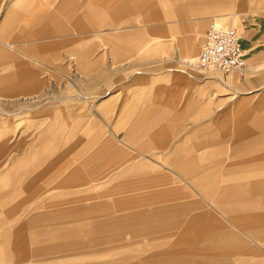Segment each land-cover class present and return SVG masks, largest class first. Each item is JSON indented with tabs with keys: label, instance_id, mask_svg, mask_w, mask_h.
<instances>
[{
	"label": "crops",
	"instance_id": "crops-1",
	"mask_svg": "<svg viewBox=\"0 0 264 264\" xmlns=\"http://www.w3.org/2000/svg\"><path fill=\"white\" fill-rule=\"evenodd\" d=\"M74 1L62 5V10L70 13V24L58 26L54 19L49 20L44 30L39 31L37 35L51 36L61 29L62 32L55 34V37L63 36L64 43L61 44L64 46L72 42L73 37L85 36L94 39L105 37L109 38L111 48L104 47V51L118 54L172 52L188 71L186 72V68L185 71L167 68V71L179 72L169 76L145 74L121 82L125 102L115 107L119 112L112 114L113 123L109 117L111 113H108L107 120L103 118L106 121L101 120L104 133L102 136L92 138L81 154H78L80 157L76 160V167L72 169L71 162H68V165H71L65 170V182L63 147L59 149L57 146V141L59 146L62 142L60 135H57L58 132L62 133L59 122L50 121L42 125L43 120H40L41 123L33 129V136H24L20 130L12 129L0 133V262L24 260L25 253L30 255L31 250L36 255L41 252L45 255L57 252L61 255H71L74 251L79 254L94 250L95 246L104 245L110 238L119 241L124 235L129 234L135 239L140 235L147 240L150 239L143 245H137L138 242L135 240L129 248L117 246L112 249L116 254L126 251H139L144 254L141 262L133 264H264V258L258 256L259 251L248 249L247 246L245 248V237L238 231L241 224L253 230L256 239L264 242L262 198L264 178L255 176L258 175L256 166L260 165L255 162V158L264 155L260 153L262 149L253 150L251 155H256L254 160H242L244 157L240 154L232 156L231 161L219 162L202 160L208 156L205 151L202 154L200 150L199 153L190 154L191 142H196L197 148L200 149L202 142L223 140L229 144L221 148L229 150L220 152L224 157H229L231 150L260 142L262 136L258 133L260 128L264 129V124L261 125L259 122L264 119V113L249 115L246 108L251 103L254 107L262 104L264 108V93L253 102L256 97L254 94L249 95L251 90L238 91L239 89L235 88L236 94L238 92L243 95L234 96L233 93L215 108V111H220L216 119L223 127L219 130L220 133L214 129L208 135L207 133L201 135L205 128L199 124L192 134L191 120L184 121V118H201L207 115L203 114L204 111L207 112V104L202 93L192 100L189 94L190 77L196 78L200 73L197 72L200 66L196 64L195 58L198 47L192 45L206 28L207 17L211 16L219 26L225 23L232 26L236 23L242 35L251 43L256 25L253 24L250 30H246L238 17L251 14L256 18V13L264 11L261 7L264 6V0H77L75 3ZM197 5L202 11L196 8ZM223 8L228 9V12L219 16L214 15L216 12L221 13ZM212 11L215 12L206 15V12ZM74 29L76 31L72 32ZM0 44L21 52L15 48V42L0 40ZM49 44L51 43L44 44L42 48L46 49L51 46ZM72 44L80 45L79 42ZM254 46L250 44L243 49L247 66L243 75L236 74L237 78L264 72V58L256 54L251 57L249 55ZM72 51L78 52L72 47L67 50ZM28 57L34 62L39 61ZM93 65L84 59L78 60L77 63V66L85 69H90ZM117 68H127V65L121 64ZM234 74L235 72H232L224 77L220 73H207L205 77L213 78L222 86L230 87ZM18 76L24 81L28 80L29 85H37L39 79L25 73ZM186 88L187 97L184 96ZM27 89L30 91L31 88L28 86ZM109 90L102 97L111 94L112 91L110 88ZM116 95L102 99L96 108L90 103L91 111L87 116L101 119L96 110L98 107L112 109L116 103ZM42 96L43 94L35 99L38 101ZM177 100H183L185 103H175ZM166 110L174 111L158 112ZM67 115L64 114L66 119ZM249 116L252 117L249 123H244ZM233 117H237L239 122L228 126ZM2 121L5 120H1L0 124ZM93 128L95 125L91 127L88 123L83 128L79 126L77 135L84 131H93ZM168 135L172 136L171 140ZM132 142L143 149L156 146L163 149L145 153L134 147ZM245 144L248 145L244 146ZM67 150L71 152V149ZM189 156L201 158L190 160ZM186 158L188 160L184 161ZM176 163L182 165L179 171L187 175L190 183L198 189L175 188L169 177L171 173L167 169L155 168ZM245 165L248 166L244 167ZM116 169H119L117 178L107 182ZM79 178L82 188L86 189L63 191L64 187L73 189L78 186ZM98 182L105 183L95 190L93 187ZM95 196L117 198L114 200L117 210L133 211L131 213L133 218L93 220L91 217H94L95 212L91 211L89 218L92 220L86 222L99 221L103 225L97 230L94 229L97 226L86 223V228L80 230L79 227H83L79 226L80 222L84 221L79 220V201L81 198L93 200ZM245 196L257 199L247 203L250 199H244ZM203 197L209 199H193ZM70 202L72 204L68 206ZM244 204L251 205L252 208L242 209ZM64 205L68 207L63 208ZM259 205L261 207H258ZM100 206L97 213L101 214L113 210L114 207L106 203ZM254 208H259V213H256L258 211ZM139 213L141 218L136 216ZM221 213L232 215L230 218ZM244 213L250 215L242 216ZM146 219L154 223L151 227L158 229L155 230L158 231L157 236L153 235L155 231L143 233L135 229L112 234L114 228L129 227V221L136 223ZM106 220L110 222L107 223ZM10 222L12 224H9ZM48 224L54 225L50 227L51 231L46 232ZM61 236L67 237L68 242L59 244L56 239H60ZM81 238L86 241H76ZM26 244L30 248L23 249L24 253L16 257L18 246ZM29 244L46 246L31 249ZM242 251L253 257L240 258L239 253ZM81 260L82 262H78L79 258H71L55 264H102L105 257Z\"/></svg>",
	"mask_w": 264,
	"mask_h": 264
},
{
	"label": "rangeland",
	"instance_id": "rangeland-1",
	"mask_svg": "<svg viewBox=\"0 0 264 264\" xmlns=\"http://www.w3.org/2000/svg\"><path fill=\"white\" fill-rule=\"evenodd\" d=\"M71 0H0V40L4 42H15V48L21 52L14 51L13 49L7 48V46L0 44V133L4 132L6 129L12 130H20L22 135H34L33 129L38 126L40 120H43V124H48V122L52 121L53 123L59 122V125L62 127V133L58 132V136L60 135L62 142L61 146H59V141H57V146L63 147V163H64V182L66 172L65 170L70 167L74 169L76 167V160L80 157L78 154H81L84 147L90 142V140L96 136H102L104 133V127H102L101 120L108 119V113H111L112 123L114 121V115L116 112H119L115 107L125 102V98L122 92L121 82L124 83L125 80L130 79L134 76H142V75H154V76H162V75H175V72L179 71H167V68H179V70L185 71L186 66L178 62V60L174 57L176 54L172 52H159V53H146V52H126V53H115L112 51H104L105 48H111L109 38L99 37L98 39H94L92 37H73L72 42H79L80 45H74L72 42H69L67 46L62 45L64 43L63 36H56L62 32L61 29H58L57 33L54 35H37L39 31L44 30V27L48 23L49 20H55L58 26H62L64 24H70V13L62 10L63 4H69ZM77 0L74 1V3ZM85 3V1L83 2ZM262 8L264 6L261 5ZM197 9H201L196 7ZM202 11V9H201ZM215 12V11H214ZM206 12V15L214 13ZM228 12V9L223 8L221 13H215L214 15L219 16L221 14H225ZM213 16V15H212ZM256 18H253V15H239V20L244 29L250 30L252 25L255 24V33L251 37V43H248L246 37L241 35V43L243 49L248 47L250 44H254V48L249 53L250 57L253 55H258L259 57L264 58V11L258 12L255 14ZM206 19V18H205ZM212 20L211 16H208L206 19L207 25L208 22ZM69 21V22H68ZM53 23V22H52ZM51 23V24H52ZM6 24V25H4ZM234 23L232 26L225 23L222 24L221 27H233L238 30V27ZM5 27V28H4ZM207 27V26H206ZM204 29V28H203ZM206 29V28H205ZM204 30L199 34L198 38L195 40V43L192 45H196L198 47V53L200 49V44L202 41V36ZM72 32L76 31V29L71 30ZM47 43H51L46 49L42 48ZM56 45H55V44ZM62 43V44H61ZM71 43V44H70ZM73 48V50H77L78 52L72 51L67 52L68 49ZM190 47V46H187ZM186 47V48H187ZM45 49V50H43ZM10 51V52H7ZM25 54L27 56H25ZM118 54V55H117ZM28 56H31L34 59L39 61L34 62ZM153 57V58H152ZM88 62L89 64H94L90 69H85L77 66L78 60H83ZM164 60V61H163ZM127 65V68H117L119 65ZM183 65V66H182ZM191 70V69H190ZM188 69L186 68V72ZM200 72L196 78L190 77V88L189 94L191 100L203 95L206 98L207 104V112L204 111L203 114L207 113V115L200 117H192L190 119L184 118V121L191 120V129L192 134L195 129L198 128L200 124L205 128V132L203 131L201 135L204 133H210L212 130H221L223 127L216 121L217 116L220 111H215V108L220 106L225 100L235 93L234 96H239L243 94H239L238 91H246L251 90L252 92L249 95L254 94L255 99L253 102L257 100L264 93V72L261 74H255L250 77H236L234 74V81L232 79L231 86H222L219 82L213 80V78L205 77L208 73L205 71V67L200 66ZM220 75L226 76L221 71H218ZM28 74L29 76L38 77L37 85H29L27 81L19 78L20 74ZM17 75V76H15ZM238 75V74H237ZM26 82V83H25ZM31 88L30 91L27 89L28 86ZM25 87V88H24ZM111 94L107 96H103L106 91H110ZM236 88V89H235ZM25 89V90H24ZM12 90V91H11ZM14 90V91H13ZM28 90V91H27ZM241 93V92H240ZM40 100H36L39 98L38 96L42 95ZM116 95V103L110 110H106L103 108H99L96 110L101 115V119L93 118L94 116H87L90 113V103H92L95 108L98 106L99 102L102 99L107 98L110 95ZM81 95V96H80ZM184 96H188V89H185ZM33 98V99H31ZM36 98V99H35ZM26 102L23 103V100ZM181 101V102H180ZM40 104L38 105V103ZM184 102L183 100H177L175 103ZM185 103V102H184ZM92 105V107H93ZM246 110H249L247 114L249 115H258L259 112L264 113L263 105H256L254 107L253 103L247 106ZM174 110H166V111H158V112H172ZM64 114H68L66 119ZM104 118V119H103ZM252 117H248L246 120V124L249 123ZM66 119V120H65ZM89 119V120H88ZM104 120V121H106ZM245 120V119H244ZM263 120V122H262ZM259 122L261 125L264 124V119ZM238 121L237 117H233L229 125H235ZM5 123V124H3ZM88 123L93 127L95 125L94 130L90 132H82L79 133V140H77V129L79 126L83 128V126ZM115 123V122H114ZM113 125V124H112ZM187 125V124H186ZM197 125V126H196ZM227 126V127H228ZM203 128V129H204ZM106 131V130H105ZM220 133V131H219ZM199 133H196L198 135ZM54 135V134H53ZM258 135L262 136V140L258 143H252L250 146L245 144L237 150H231L232 153L229 157H224L220 152H226L229 150L221 149L225 148L223 145L228 146L226 142L217 141V142H202L201 148H197L196 142H191L190 146V154L199 153L198 150L201 151V154L205 151L208 156L204 157L202 160H216L219 162L222 161H231L232 156L240 155L244 159L254 160L256 155H251L254 149H262L260 153L264 154V129L260 128ZM169 140L172 139V136L168 135ZM78 141V142H77ZM134 147L139 149L142 152L148 153L156 150H161L163 148L152 147L150 149H143L137 143L132 142ZM205 144V147L203 148ZM250 144V143H249ZM68 145V146H67ZM67 146V147H65ZM57 149V151L59 150ZM67 149H71V152ZM261 154V155H263ZM255 156V157H254ZM190 158V156L188 157ZM188 158L184 159L188 160ZM201 158V157H200ZM197 156L191 157L190 160H199ZM68 162L71 164L68 165ZM255 162L260 164L256 166L258 169V175L256 177L264 178V155L259 156V158H255ZM182 165L176 163L171 165H160L155 166L160 170H166L171 173L169 177L172 179L175 184V188H187V189H198L195 188L191 183L187 175L182 174L179 171V168ZM220 166V164H219ZM248 165H245L246 167ZM129 168L130 166H125ZM216 167V166H214ZM126 168V169H127ZM124 169V170H126ZM170 169V170H169ZM118 170L116 169L112 176L107 180L110 182L111 180L117 178ZM105 182H98L93 187L95 190L100 187ZM83 190L86 188H82L81 180L79 178V185L74 187L73 189H63V191L67 190ZM62 191V192H63ZM99 192V191H98ZM102 194V192H99ZM100 195V194H99ZM244 199H250L247 203H251L253 197H243ZM261 198V197H260ZM264 199V197H262ZM82 199V198H81ZM79 201V220L84 221L80 222L79 227L80 230L85 229L87 225H95L94 229L99 230L102 222L94 221L86 222L87 220H98L100 218H110L108 220H115L118 218H127L132 219V212L127 211H118L115 207V199L117 198H103L97 197L92 200H81ZM194 200L200 199H209V197L203 198H193ZM77 203V202H75ZM106 203L107 205H112L113 210H107L104 214L97 213L100 210L101 204ZM70 202L68 204L71 205ZM67 205L62 206L63 208L68 207ZM258 207H261L259 205ZM238 208V207H237ZM243 208H252L251 205L244 204ZM240 208V209H241ZM144 208H142L143 210ZM211 209V208H210ZM255 211H258L259 208H254ZM238 210V209H237ZM91 211H94V217H91ZM256 213H259L256 212ZM219 215L218 212H216ZM226 217H230V213H221ZM255 214V213H254ZM253 214V215H254ZM150 215V214H146ZM238 215V214H237ZM249 213H244L242 216H249ZM256 215V214H255ZM138 218H141V214L136 215ZM240 216V214H239ZM136 217V218H137ZM107 221L109 223L110 221ZM86 223H89L86 225ZM9 224H12L11 222ZM113 224V222L111 223ZM54 224H48L46 228V232L51 231L50 227ZM154 223L149 222L147 219L143 221H138L133 223V221L128 222L127 228H114L113 232H126L127 230H139L143 233H147L148 231H155L153 226ZM239 225V224H238ZM114 227V226H112ZM131 227V228H130ZM65 230V229H64ZM33 231V230H31ZM239 234L244 236V244L245 248L247 246L248 249L252 248L253 250L259 251V257L264 258V242L256 239L253 234V230L245 228L240 224ZM154 236L158 235V231L153 232ZM240 235V237H242ZM59 237V236H58ZM57 242L59 244L68 242V238L65 236H61V238H57ZM85 239H79L76 241L83 242ZM136 240L138 242L137 245L146 244L145 242L150 241V239H146L142 235L139 238H133L131 235L126 234L122 237L121 240L116 241L113 238L108 240L104 245L95 246L94 250L90 249L89 251H83V253L76 254H63L61 255L59 252L44 254L41 252L39 255L34 254L31 250V254L25 253V259L21 261L11 262H0V264H55L58 261H67L71 258H91V257H105V261L102 264H133V262H141V259L144 257L139 251H126L122 254H116L112 252V249L117 246L121 247H130L133 242ZM153 240V239H151ZM86 241V240H85ZM153 242V241H152ZM31 249L34 247L45 248L44 244H29ZM29 246L21 245L18 246V250L16 249V257L24 251L23 249H27ZM30 248V247H29ZM86 250V249H84ZM93 250V251H91ZM242 249H240L241 251ZM247 250V249H246ZM262 251V253H261ZM244 254V255H243ZM240 258H252L253 255H248L243 251L239 253ZM84 264V263H83Z\"/></svg>",
	"mask_w": 264,
	"mask_h": 264
},
{
	"label": "built area",
	"instance_id": "built-area-1",
	"mask_svg": "<svg viewBox=\"0 0 264 264\" xmlns=\"http://www.w3.org/2000/svg\"><path fill=\"white\" fill-rule=\"evenodd\" d=\"M201 67H217L228 74L245 67L240 36L233 27H221L213 20L205 29L198 56Z\"/></svg>",
	"mask_w": 264,
	"mask_h": 264
},
{
	"label": "bare ground",
	"instance_id": "bare-ground-1",
	"mask_svg": "<svg viewBox=\"0 0 264 264\" xmlns=\"http://www.w3.org/2000/svg\"><path fill=\"white\" fill-rule=\"evenodd\" d=\"M237 30V29H236ZM237 32H238V34H239V36H240V40H241V35H242V31L241 30H237ZM201 43H202V41H201ZM200 48H201V44H200ZM199 51H200V49H199ZM198 53V52H197ZM195 54V58H197L196 59V64L198 65V66H200L199 65V63H198V56H199V54ZM243 56H244V50H243ZM194 58V59H195ZM244 61H245V67H244V69L242 70V73L240 74L238 71H232V72H235V73H237V74H239V75H243L244 74V71H245V69H246V60H245V56H244ZM205 70L208 72V73H212V74H219V72L218 71H221V70H219L217 67H205ZM222 72V71H221ZM232 72H230V73H232ZM230 73H228V74H230Z\"/></svg>",
	"mask_w": 264,
	"mask_h": 264
}]
</instances>
